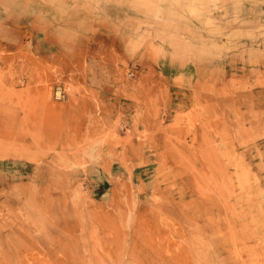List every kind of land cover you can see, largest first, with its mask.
<instances>
[{"label": "rangeland", "instance_id": "374dc122", "mask_svg": "<svg viewBox=\"0 0 264 264\" xmlns=\"http://www.w3.org/2000/svg\"><path fill=\"white\" fill-rule=\"evenodd\" d=\"M0 264H264V0H0Z\"/></svg>", "mask_w": 264, "mask_h": 264}, {"label": "bare ground", "instance_id": "6f19581e", "mask_svg": "<svg viewBox=\"0 0 264 264\" xmlns=\"http://www.w3.org/2000/svg\"><path fill=\"white\" fill-rule=\"evenodd\" d=\"M221 250V249H220ZM201 251H203L202 249H201ZM206 253V252H205ZM210 253V252H209ZM199 255V254H198ZM205 263V262H204Z\"/></svg>", "mask_w": 264, "mask_h": 264}]
</instances>
